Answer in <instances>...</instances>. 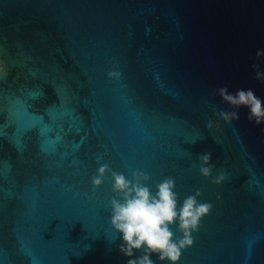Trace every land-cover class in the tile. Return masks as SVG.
Wrapping results in <instances>:
<instances>
[{"label":"water","instance_id":"95a60500","mask_svg":"<svg viewBox=\"0 0 264 264\" xmlns=\"http://www.w3.org/2000/svg\"><path fill=\"white\" fill-rule=\"evenodd\" d=\"M258 49L264 0H0V264H127L103 164L211 203L178 264H264V124L206 127L219 87L264 100Z\"/></svg>","mask_w":264,"mask_h":264},{"label":"clouds","instance_id":"9594fccd","mask_svg":"<svg viewBox=\"0 0 264 264\" xmlns=\"http://www.w3.org/2000/svg\"><path fill=\"white\" fill-rule=\"evenodd\" d=\"M261 58H264V49L255 52V60L260 61ZM251 68L254 79L264 83V71L261 70L260 63H252ZM107 75L111 78L120 74L110 71ZM216 94L222 103L228 105V110L211 104L212 115L217 119L213 121L211 117L208 118V129L219 126L221 121L232 124L239 120L241 108L248 109L249 123L256 126L264 124V100L252 89H237L232 93L227 86H222L216 89ZM198 159L201 161L200 174L206 178L212 176L215 164L211 162V153H203ZM108 173L113 180L114 193L109 202L111 226L122 235L123 243L119 250L129 257L127 264H156L151 258L153 254L161 262L178 264L182 251L194 244L193 233L198 232L202 219L211 212V203H201L198 198L203 193L196 189L180 205L175 178L164 177L153 191L149 183L151 177L147 172L135 170L129 180L123 173L110 169L107 164L101 165L98 175L92 177L93 190L102 185L103 178ZM225 178V174L221 173L212 182L219 185ZM173 227L182 235L177 236ZM136 252L142 254L136 256Z\"/></svg>","mask_w":264,"mask_h":264}]
</instances>
